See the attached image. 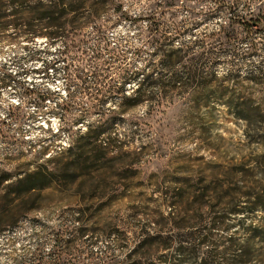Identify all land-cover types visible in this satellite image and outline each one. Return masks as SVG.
<instances>
[{
  "label": "clouds",
  "instance_id": "1",
  "mask_svg": "<svg viewBox=\"0 0 264 264\" xmlns=\"http://www.w3.org/2000/svg\"><path fill=\"white\" fill-rule=\"evenodd\" d=\"M8 33L55 70L0 65V264H264V0H0Z\"/></svg>",
  "mask_w": 264,
  "mask_h": 264
},
{
  "label": "rangeland",
  "instance_id": "2",
  "mask_svg": "<svg viewBox=\"0 0 264 264\" xmlns=\"http://www.w3.org/2000/svg\"><path fill=\"white\" fill-rule=\"evenodd\" d=\"M21 36H23V39L21 41ZM55 40L56 37H49L48 35H36L34 37V40H27L25 39V36L23 33L18 34L17 36H12L11 33H8L7 35H0V65L4 67H9V61L15 60V55L17 52V42L21 41L19 43V48L22 50V54L20 55V60H25V57H28L27 62H31V60L34 58L38 64L42 63V57L47 55H53V48L55 46ZM35 43L40 45V47H37L33 50V53L29 52V49L31 48V45ZM64 55H72L71 50H69L67 53H64ZM55 60V57H54ZM58 62V61H57ZM55 67V65H54ZM54 71V70H53ZM50 70H47L44 72V75H48L51 72ZM41 68L31 69V73L35 74L36 77L43 80L44 77L41 76ZM20 72L16 71L13 72H5L2 79H5L6 81H13L15 80L16 76H19ZM26 78L29 83H32L31 75L26 73ZM4 87H10L9 83H5ZM51 90V89H49ZM32 89H25V92H31ZM41 99H45L44 97H41ZM8 103L11 105V107L8 109L9 115L12 114V108L19 109L21 107L19 100L15 96H8L7 97ZM5 102V95L2 91H0V108H3ZM29 119H31V115L29 114ZM220 118H217V127L212 129L211 132L214 133L215 136L219 137L223 141H227L229 139L235 140L237 136H244V129L240 126L238 118H233V114L231 112L225 113V117L222 120V123L219 122ZM264 123V121H262ZM261 135H264V133H261ZM128 147H131L130 145ZM228 149L227 144H220V147L218 151L223 155L225 151ZM207 149H200V154L203 155ZM211 155V152H209ZM221 156L214 157L215 162L217 163H224V160ZM161 161L164 160L163 157H158ZM177 164H183L184 161H178ZM190 166L196 167L198 161L191 160L188 162ZM135 179V177H134ZM151 186V185H150ZM132 191L135 192H147V189L144 188V182L138 181ZM156 193H153V197H155ZM124 201H127V197L122 198ZM179 201L182 203L184 200V194L180 193L178 197ZM188 199H193V197H188ZM149 206L151 207L152 201L149 200L148 202ZM179 208V204L177 203L176 199H170L166 201H162L159 204V207L155 210L153 213L154 215L158 213V218H165L170 217L173 215V212L175 209ZM190 211V209H189ZM171 223V221H169Z\"/></svg>",
  "mask_w": 264,
  "mask_h": 264
},
{
  "label": "trees",
  "instance_id": "3",
  "mask_svg": "<svg viewBox=\"0 0 264 264\" xmlns=\"http://www.w3.org/2000/svg\"><path fill=\"white\" fill-rule=\"evenodd\" d=\"M23 35L25 36V39H27V40H34V37H35L36 35H41V34L33 33L31 36H28V35H26V34H23ZM48 36H49V35H48ZM49 37H55V36H49ZM40 68H41V71L46 72V71L44 70V68H43V63H41V67H40ZM40 68H36V69H40ZM48 70H50V71L55 70L54 64H52L51 67H50Z\"/></svg>",
  "mask_w": 264,
  "mask_h": 264
}]
</instances>
